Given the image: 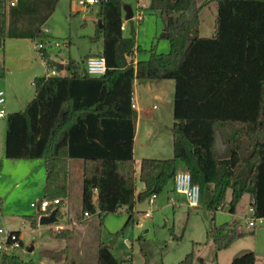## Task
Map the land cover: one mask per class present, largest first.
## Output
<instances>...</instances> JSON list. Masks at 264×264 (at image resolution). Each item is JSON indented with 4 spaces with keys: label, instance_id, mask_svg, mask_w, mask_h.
Returning a JSON list of instances; mask_svg holds the SVG:
<instances>
[{
    "label": "trees",
    "instance_id": "16d2710c",
    "mask_svg": "<svg viewBox=\"0 0 264 264\" xmlns=\"http://www.w3.org/2000/svg\"><path fill=\"white\" fill-rule=\"evenodd\" d=\"M214 1L213 33L202 36L197 9L192 16L187 15L195 0H149L147 9L162 18V37L168 40L169 50L157 52L153 47L147 58L134 64L127 57L140 48L131 19L128 34L121 28L124 0H98L93 5L101 23L90 41H101L96 55L104 56L105 73L88 74L86 56L82 61L68 58L63 64L66 75L34 77V96L23 110L7 113L4 137L5 158L40 159L44 163V195L36 201L33 226L40 215L53 209L57 217L61 215L68 197L69 159L133 158L137 122V112L131 107L134 80L174 81L173 155L140 159L137 180L144 187L136 201L148 200L165 189L181 163L191 181L199 185L200 195L210 192L206 207L212 212L225 205L229 192L231 213L239 199L248 194L253 217H264V0ZM57 3L17 0L9 4L0 11V41L6 37L37 40L43 44L39 50L47 62L46 45L51 36L42 27ZM216 130L230 144L231 154L226 159L215 155ZM110 167L113 169V165ZM93 188L99 185L93 183L89 193ZM121 189L110 208H102L98 197L82 203L83 213L99 208L100 217L124 211L127 222L133 219V188L122 183ZM43 199H58V203L41 211ZM244 234L236 223L223 222L209 228L207 238L219 251ZM6 256L3 253L2 264ZM193 261L194 254L189 252L177 264ZM96 264L121 261L101 242ZM229 264L257 263L254 252L247 251L233 257Z\"/></svg>",
    "mask_w": 264,
    "mask_h": 264
},
{
    "label": "rangeland",
    "instance_id": "374dc122",
    "mask_svg": "<svg viewBox=\"0 0 264 264\" xmlns=\"http://www.w3.org/2000/svg\"><path fill=\"white\" fill-rule=\"evenodd\" d=\"M124 2L134 4L132 0ZM4 4L7 7L9 2ZM196 9L201 20L200 34L211 36L216 14L215 1L195 0L187 15L192 16ZM92 10L78 5L76 0H58L55 10L42 27L51 32L48 40L53 39L59 43L57 47L47 46L50 53L47 62L39 56V49L35 46L37 40L6 37L0 41V89L5 93L6 113L22 110L34 96L35 76H41L52 68L56 69L58 64L68 58L79 59L82 54L100 47V41H90L95 30V23L91 20L96 14L94 5ZM142 13V20L132 21L135 39L140 48V59L147 58L153 47L157 52H167L169 43L162 37V18L147 8H143ZM96 18L100 20L97 15ZM126 25L124 34H128L130 29L128 21ZM137 83L134 95L143 101L148 110V115L140 118V136L135 147V159L138 163L143 156H163L160 153L141 152V144L152 147L157 136L164 141L168 139V143L172 137L174 81L161 79ZM144 83H149L150 86L145 87ZM158 92L161 97L154 98L153 94ZM5 130L6 116L0 118V180H5L7 173H12L15 180L0 188V228L20 230V246L7 253L5 264H40L41 258L45 256L58 264H96L98 245L101 242L109 246L121 264H177L189 252L194 254L193 264H229L233 256L247 251L254 252L257 264L264 261V218L253 217L249 210L248 194L239 199L231 213L228 209V192L225 205L212 212L206 207L209 191L200 195L198 206L190 207L184 196L172 191L168 184L153 202L136 201L134 217L128 222L124 211L108 212L101 217L94 213L87 217L83 216L82 202L76 189L77 175L74 178L70 171L69 197L61 208L58 221L41 225L37 218L33 226L32 218L37 217V210L30 203L43 198V193L38 196L35 189L39 184V176L44 174V167L34 168L40 159L5 158ZM147 130L151 133L150 136H145ZM180 165L181 163L178 166ZM180 169L186 170L184 166ZM136 183L139 189L144 187L142 182L137 180ZM34 184L36 186H32ZM145 211L150 212L149 217L144 216ZM69 214L73 215L68 216ZM250 220L254 221V225L248 224ZM223 222L236 223V228L239 230L240 227L245 234L235 246L219 252L207 238V231L214 224ZM56 225H61L62 229L56 230ZM55 234L63 237H55ZM2 256L3 253L0 252V264Z\"/></svg>",
    "mask_w": 264,
    "mask_h": 264
},
{
    "label": "crops",
    "instance_id": "0c3cea01",
    "mask_svg": "<svg viewBox=\"0 0 264 264\" xmlns=\"http://www.w3.org/2000/svg\"><path fill=\"white\" fill-rule=\"evenodd\" d=\"M6 1H8L10 4V1H12V0H4V3ZM4 3H2V9H0V11H2L3 9L6 8ZM148 3H149V0H146L145 2L138 0V1H134V4H130L132 6V9H133V17L131 18V21H133V20L140 21L143 19L144 15H143L142 11H143V8H147ZM86 7L88 9L92 10V5H88ZM91 20L94 21L95 27L97 25L100 26V20L96 18V14H94V17H91ZM126 21H129V20L124 19L123 31L127 27ZM44 29H48V28H44ZM50 33L51 32L49 30L48 34H50ZM68 43H70V41H68ZM136 45H138L137 42H136ZM35 46L37 47V43H35ZM47 46L57 47V46L51 45L50 43H48L46 45V47ZM100 49H101V41H100V47L97 50L88 51L87 53L82 54L79 59H74V60L82 61L83 58L86 56L87 57L88 56L89 57L95 56L96 53L100 51ZM47 51H48L49 58H50L49 50H47ZM39 56H40V58H42L40 50H39ZM127 59L129 61L132 60L133 63L135 64L137 62V60L140 59L139 51L137 49H134L133 53L130 56H128ZM143 59H145V58H143ZM61 64L63 65L64 62H62ZM52 69H54V68H52ZM59 69L58 70L56 69L57 75H66L67 74L66 69H64L63 67L59 68ZM47 73H48V71H46V73L43 75H47ZM43 75H41V76H43ZM137 81L138 80H134V82H133V93H132V99H131V102L134 103V109L137 112L136 129H135V134L133 137V158L131 160H126V161H117V160L116 161H112V160H104L103 161V160H97V159H93V160L69 159V161H68L69 172L72 171L74 178L77 175V181L78 182L76 181L77 182V188L76 189L79 193V198H80V201L82 203L88 202V201L94 202L99 197L100 201H101V207L102 208H110L112 206L114 199L117 197V195L122 190L121 189L122 183H125V184L129 183L130 186L133 188L132 193H131V196L133 198V203L131 206H132V211L135 214L136 196H137V193L143 189V188L139 189L137 186V183H136L137 182L139 161L137 163L136 159H135V147L137 144V140L140 136V133H139L140 132V129H139L140 120L142 119L143 116L148 115V110L145 108L143 101L137 99L136 95H134V86H136L138 84ZM148 81L151 82L152 80H148ZM144 84H145V87L150 86L149 83H144ZM161 86L162 85L159 86V90L161 89ZM153 97L154 98H160L161 94L159 92L155 93V94H153ZM21 109L23 110L24 108H21ZM150 134L151 133L147 130L145 133V136H150ZM141 152H143V153L151 152V153H158V154L160 153L159 155H163V156H157L155 158L172 157V155H173L172 137L168 143V139H165V141H164L162 137L157 136V141L155 142V144L152 145V147L146 146V144H141ZM3 155H4V144H3ZM143 155H146V154H143ZM143 157H145V156H143ZM35 164L36 165L34 168L40 169V167L41 168H42V166L44 167V163L42 160H40L39 163H35ZM110 165H113V169L110 167ZM180 168H183L182 164L180 166H178V169H180ZM29 173H30V171L28 172V174ZM6 176L7 177L5 178V180H0V188H4L7 184L8 185L10 183L12 184V182L15 180V176H13L12 173H7ZM0 179H1V177H0ZM118 180H120V181H118ZM38 181H39V184H37V186H36V184H34L32 186H36L35 191L37 192L38 196L42 195L41 193H43V195H44L45 168H44V174H41V177L39 176ZM68 181H69V173H68ZM121 181H122V183H121ZM95 182L99 185V188L96 190H95V188H93L91 193H89V187ZM169 184H170V189L172 191H175L174 186H173V181ZM37 195L35 194V196H37ZM1 196L2 195L0 194V198L2 199ZM68 197H69V186H68ZM39 199H41V198H39ZM249 200H250V197H249ZM33 203H36V201L31 202L30 206L35 207L37 210V206H33L32 205ZM98 211H99V208H96L94 211H89V214L87 215V217H89L90 215H92L94 213H97ZM71 215H73V214H69L68 216H71ZM260 219H262V218H260ZM238 228H239V231H241L240 227H238ZM12 230L17 231L18 233L20 232V230H18V229H12ZM19 236H20V233H19ZM238 239L239 238H237L235 241H233V243L228 248H226L224 250H219V252L226 251V250L232 248L233 246H235L236 242H238ZM233 257H235V256H233ZM229 259H230V256L226 259V263L229 261ZM231 259H230V261H231ZM40 264H58V262H55L53 259L49 258L48 256H45L44 258H41Z\"/></svg>",
    "mask_w": 264,
    "mask_h": 264
},
{
    "label": "built area",
    "instance_id": "2783aa9c",
    "mask_svg": "<svg viewBox=\"0 0 264 264\" xmlns=\"http://www.w3.org/2000/svg\"><path fill=\"white\" fill-rule=\"evenodd\" d=\"M16 1L17 0L10 1V5H14ZM97 1L98 0H76L77 4L80 6L93 5ZM132 1H138V0H132ZM121 28L124 29L123 23ZM43 30L45 33L49 32L48 29H43ZM49 43L54 46H59L58 41L53 39H50ZM37 47L38 49H40L43 47V44L37 43ZM85 69L86 72L90 75H94V76L103 75L106 71V62L104 56L102 55L90 56L85 62ZM47 75H57L56 69H51L47 73ZM4 104H5V93L2 89H0V118L5 117L7 115ZM131 107L134 108L133 102H131ZM173 186L175 192L184 196V199L186 200L188 206L190 207L198 206L199 198H200V188L198 184L193 183L191 181L190 173L187 170L178 169L175 172V175L173 177ZM155 197L156 195L152 194L148 198V201L150 203L153 202V199ZM57 203H58V199H53L51 201L47 199H43L40 202L39 208L41 211H45L50 204H57ZM32 205L36 206V203H33ZM249 210L253 212V208L251 205ZM83 215L87 216L88 213L84 212ZM144 216L149 217L150 212L145 211ZM248 224L254 225V221L250 220ZM60 229H62V226L56 225V230H60ZM19 246H20L19 234H17L13 230H5L3 228H0V252L7 254L8 252H12L14 249L18 248Z\"/></svg>",
    "mask_w": 264,
    "mask_h": 264
},
{
    "label": "water",
    "instance_id": "95a60500",
    "mask_svg": "<svg viewBox=\"0 0 264 264\" xmlns=\"http://www.w3.org/2000/svg\"><path fill=\"white\" fill-rule=\"evenodd\" d=\"M123 11L125 20H130L133 17V9L129 3L123 4ZM62 67L63 65L60 63L59 68ZM214 152L218 159H226L231 154L230 144L224 142L222 134L218 130L215 131ZM56 221H58L56 209H53L49 214H43L38 217V223L41 225L55 223Z\"/></svg>",
    "mask_w": 264,
    "mask_h": 264
}]
</instances>
